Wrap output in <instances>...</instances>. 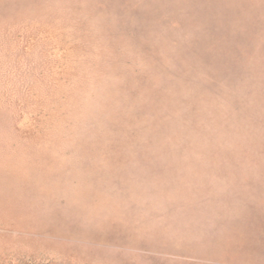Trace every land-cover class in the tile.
I'll return each instance as SVG.
<instances>
[{
    "label": "rangeland",
    "instance_id": "1",
    "mask_svg": "<svg viewBox=\"0 0 264 264\" xmlns=\"http://www.w3.org/2000/svg\"><path fill=\"white\" fill-rule=\"evenodd\" d=\"M0 264H264V0H0Z\"/></svg>",
    "mask_w": 264,
    "mask_h": 264
}]
</instances>
